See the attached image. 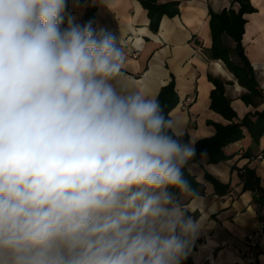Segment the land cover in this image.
I'll return each instance as SVG.
<instances>
[{"label":"clouds","instance_id":"9594fccd","mask_svg":"<svg viewBox=\"0 0 264 264\" xmlns=\"http://www.w3.org/2000/svg\"><path fill=\"white\" fill-rule=\"evenodd\" d=\"M66 8L0 0V264H182L196 140Z\"/></svg>","mask_w":264,"mask_h":264},{"label":"crops","instance_id":"0c3cea01","mask_svg":"<svg viewBox=\"0 0 264 264\" xmlns=\"http://www.w3.org/2000/svg\"><path fill=\"white\" fill-rule=\"evenodd\" d=\"M67 1L71 16L77 23L85 24L89 0ZM158 1H177L180 13L172 18L164 16L157 33L150 30L147 10L138 0H110L109 8L101 0L94 2L97 7L94 28L116 35L125 52L140 51L138 58L126 59L125 79L142 93L157 97L174 76L179 103L171 114L181 120L195 143L215 134V127L208 121L229 123L211 109L210 93L214 84L209 75L228 82L226 95L239 119L249 112L263 110L264 102L255 107L242 100L247 90L222 60L209 55L212 46L209 11L229 9L233 0ZM251 3L257 11L245 15L247 23L242 43L264 93V0H251ZM224 40L234 47L229 37ZM218 63L223 69L217 67ZM190 97L193 101L185 108L183 105ZM225 154L228 159L220 163H211L205 156L198 163L190 164L188 170L203 186L204 193L192 196L189 192L179 197L180 203L189 209L187 215L200 223L189 246L194 264H249V237L264 225V208L258 209L251 190H243L241 178L242 169L250 167L264 184V135L255 144L246 133L243 139L226 147ZM206 173L229 184V191L225 195L217 194L214 185L206 179ZM256 242V264H264V233Z\"/></svg>","mask_w":264,"mask_h":264},{"label":"trees","instance_id":"16d2710c","mask_svg":"<svg viewBox=\"0 0 264 264\" xmlns=\"http://www.w3.org/2000/svg\"><path fill=\"white\" fill-rule=\"evenodd\" d=\"M95 1L97 0H89V5L84 14L85 23L91 21L93 27H95V14L97 11ZM138 1L147 10L150 20L149 28L153 33L159 31L164 16L172 18L180 13L177 1L165 3H160L158 0ZM235 4H237V7H234ZM256 11L257 9L252 5L251 0H233V4L229 9H223L221 12H214L212 9L209 11L212 36L209 55L212 59L222 60L225 63L238 83L247 90L243 94L242 100L246 104L255 107L264 102V93L256 79L254 67L245 53L242 40L247 23L245 15ZM69 16H71V13L67 1L64 26H66ZM226 36L234 42L233 48L225 42L224 37ZM232 53L234 54L232 55ZM209 80L214 84V88L210 93L211 109L221 114L229 123L221 124L208 121V124L215 127V134L195 143V155L183 169V177L189 185V192L192 196L203 194L204 188L195 176L189 172L188 166L190 164L198 163L205 156H208L209 161L215 164L226 161L228 156L225 154V148L243 139L246 133L255 144H258L264 135V109L254 113L249 112L242 119H239L231 105V99L226 95L228 82L213 75H209ZM156 98H158L166 112L171 113L178 105L179 95L174 76L167 85L161 88ZM188 139L189 135L186 134L184 140L187 141ZM241 178L243 180V190H251L254 193L255 203L261 211L264 208V184L261 178L250 167L242 169ZM206 179L214 185L217 194L225 195L229 191V184L221 183L208 173H206ZM177 197L180 201V193H177ZM182 264H194L189 255V250Z\"/></svg>","mask_w":264,"mask_h":264},{"label":"built area","instance_id":"2783aa9c","mask_svg":"<svg viewBox=\"0 0 264 264\" xmlns=\"http://www.w3.org/2000/svg\"><path fill=\"white\" fill-rule=\"evenodd\" d=\"M139 52L140 51L138 50L126 52V59L138 58ZM192 101H193V97L187 98L183 106L186 108L188 105H190V103H192ZM263 233H264V225L262 226L261 230L257 234L249 237V241L251 244L250 249L248 251L249 264H256V255H255V246L257 244L256 241Z\"/></svg>","mask_w":264,"mask_h":264},{"label":"bare ground","instance_id":"6f19581e","mask_svg":"<svg viewBox=\"0 0 264 264\" xmlns=\"http://www.w3.org/2000/svg\"><path fill=\"white\" fill-rule=\"evenodd\" d=\"M217 67H219L220 69H223V66L221 65V63H218Z\"/></svg>","mask_w":264,"mask_h":264},{"label":"rangeland","instance_id":"374dc122","mask_svg":"<svg viewBox=\"0 0 264 264\" xmlns=\"http://www.w3.org/2000/svg\"><path fill=\"white\" fill-rule=\"evenodd\" d=\"M229 43H233V42H232V39L229 40ZM233 54H234V53H232V55H233Z\"/></svg>","mask_w":264,"mask_h":264}]
</instances>
